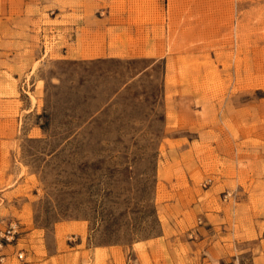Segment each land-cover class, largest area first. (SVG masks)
Segmentation results:
<instances>
[{"label": "rangeland", "instance_id": "rangeland-1", "mask_svg": "<svg viewBox=\"0 0 264 264\" xmlns=\"http://www.w3.org/2000/svg\"><path fill=\"white\" fill-rule=\"evenodd\" d=\"M0 264H264V0H0Z\"/></svg>", "mask_w": 264, "mask_h": 264}, {"label": "crops", "instance_id": "crops-1", "mask_svg": "<svg viewBox=\"0 0 264 264\" xmlns=\"http://www.w3.org/2000/svg\"><path fill=\"white\" fill-rule=\"evenodd\" d=\"M100 13H101L100 14L101 19H98V20L100 21L101 26H103L102 32H104V35L109 34L110 30L114 32V30L117 28L116 26L112 25L113 23L120 22V21L127 22L128 19L132 16L130 14L129 9L120 10V9L106 8L102 10ZM87 15L88 14H84L83 10L82 11L81 10H77V11L71 10L70 11L69 9L63 10L62 12L58 11V13H56V17L87 16ZM151 15H152V12H144V14H142L143 17L145 16L149 17ZM80 23H83V21ZM150 28H151L150 26H144V30H149ZM80 29H84V23L81 25H73V26L66 25L60 28V30L66 31L67 39L70 33L78 35ZM101 48H102L100 52L101 54L98 56L97 59H100V58L101 59H112V58L126 56L125 51L117 53L116 50L111 49L110 39L108 37L104 38V44L101 46ZM65 54H69V52L66 51ZM62 57H66V56L63 55ZM77 59L82 60L83 58L80 57Z\"/></svg>", "mask_w": 264, "mask_h": 264}]
</instances>
